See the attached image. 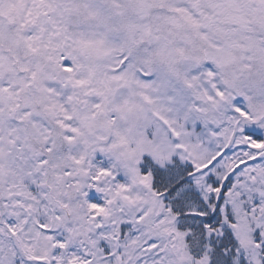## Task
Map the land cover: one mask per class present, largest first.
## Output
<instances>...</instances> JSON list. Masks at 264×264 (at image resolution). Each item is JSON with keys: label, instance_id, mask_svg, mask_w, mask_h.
Listing matches in <instances>:
<instances>
[{"label": "snow or ice", "instance_id": "snow-or-ice-1", "mask_svg": "<svg viewBox=\"0 0 264 264\" xmlns=\"http://www.w3.org/2000/svg\"><path fill=\"white\" fill-rule=\"evenodd\" d=\"M0 264H264V0H0Z\"/></svg>", "mask_w": 264, "mask_h": 264}]
</instances>
